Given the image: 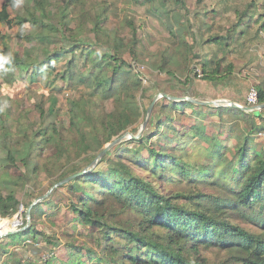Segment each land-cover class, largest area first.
Returning <instances> with one entry per match:
<instances>
[{"label": "trees", "instance_id": "trees-1", "mask_svg": "<svg viewBox=\"0 0 264 264\" xmlns=\"http://www.w3.org/2000/svg\"><path fill=\"white\" fill-rule=\"evenodd\" d=\"M96 1L102 0H61L53 10L52 0H3L0 7V23L22 30L29 24V40L42 51L54 47L42 60L33 52L21 56L0 48V78L12 83L16 72H23L36 82L46 76L52 89L60 79L80 92L68 100V119L59 118L54 95L47 107L35 106L32 118L30 111L13 112L9 96L0 97V234L16 226L5 219L20 210L14 183L29 186L28 209L42 178L52 188L83 173L84 160L92 164L107 144L129 131L138 134L149 109L143 101L148 89L126 55L188 87L199 78L216 81L243 70L237 60L225 64L214 55L199 76L198 41L193 34L189 40L192 23L181 9L160 13L153 6L158 0H132L159 22L160 38L153 39L140 36L137 13L112 24L109 8H93ZM253 1L237 13L231 29L219 28L223 33H213L214 25L206 21L213 12L195 13L202 35L213 33L206 43L227 46L243 21L248 29L256 22L264 31V13ZM21 5L25 13L19 14ZM256 70L254 86L263 104L264 66ZM199 106L204 105L162 98L152 110L150 132L114 145L92 171L54 188L31 208L30 226L0 240V264H21L22 257L32 264L31 257L12 248L28 249L27 237L45 244L51 256L42 264H264V125L256 120L264 123V109L250 118L240 108L203 114ZM186 117L194 123L182 124ZM207 126L215 130L210 133ZM19 166L23 173L12 175ZM61 212L69 213L68 221L83 234L93 231L86 239L64 236L66 255L54 256L52 247L61 240L53 227L40 229L38 221L46 216L54 225Z\"/></svg>", "mask_w": 264, "mask_h": 264}, {"label": "rangeland", "instance_id": "rangeland-1", "mask_svg": "<svg viewBox=\"0 0 264 264\" xmlns=\"http://www.w3.org/2000/svg\"><path fill=\"white\" fill-rule=\"evenodd\" d=\"M60 2L61 0H52L51 9L55 10L56 5L61 4ZM253 2V0H158L157 2L153 3L154 8L159 9L160 13L181 9L182 13L187 15V19L190 20V23H192V29L189 30V40L192 41L191 35L193 34V36H195L198 41V51L202 56V59L200 60L196 69V72L199 73V76H202V64L214 55H217L218 58H223L225 64L232 60H237L243 70L237 69L234 75L219 78L216 81L199 78L200 80H193V84H190L188 87L184 84L178 85L172 77L159 74L146 67L136 65L131 57L126 55V60L131 63L136 71L142 73L145 87L148 89L147 96H145L143 100L144 105L150 107L156 98H158L156 104L161 102L162 98H164L162 94L166 93L172 97H191L204 102H216L223 100L231 101L230 99H227L228 96H230L240 101L239 103L235 102L239 106H248L247 98L254 86L255 76L258 75L256 67L259 64L264 66V31L260 29L259 23L254 22L252 28L248 29L247 25L245 24L246 21H243L237 29V36L235 39L231 40L227 46L219 47L214 44L206 43V41L213 33H223L219 28L231 29L237 23V13L243 11L248 6V4H252ZM95 3L96 4L93 3L95 5L93 8H97L101 5H103V7L109 8V23L112 22V24H119L126 17H133L135 16V13H137L139 20L136 25L138 27L140 36L144 37V35L147 34L153 39L160 38L159 33L155 29L157 27L160 28V24L155 18L148 15L147 7L138 5L132 0H102L101 2L96 1ZM255 3L258 12L264 13V0H255ZM2 4L3 0H0V7H2ZM89 4H91V2H89ZM182 6H184V8H182ZM253 8L254 7L251 9ZM206 12H213L211 18H206V21L214 25L215 28L213 33L210 32L206 34L205 31V33L202 35L198 29L197 23L194 21V15L195 13H199L200 16H205ZM17 13H25V9L22 5L18 8ZM17 13L16 11H12V17H15ZM257 18V14L254 15L253 19L255 21ZM23 28L25 29L22 30L20 25L9 27L6 24L0 23V48L7 46L14 54H20L21 56L33 52V56L38 57L39 60H42L48 56L54 47L49 50L46 49L42 51V46L36 40H29V37L32 33V28L29 26V24H26ZM62 68H64L63 64H59L57 69L62 70ZM45 77L46 76H39L36 82H30L29 78H27V74L23 72H16L15 81L12 83L4 82L0 78V97L5 98L9 96L12 99L11 107L13 112L15 111L16 113H19L21 111H30V117L32 118L36 114L35 106L41 102H44L45 107H47L50 103V95H54L58 99L59 118L68 119L66 113L68 109V100L69 98L79 97L80 92L70 90L69 87L66 86L60 79L57 80L56 86L52 89L49 86L48 79ZM54 77L55 75H53L50 79ZM176 86H179V88L177 89ZM221 103L227 106H222ZM218 104H221V106H216L214 104L199 106L201 108L199 111L200 113L208 114L211 111L217 110L218 107H228V103L218 102ZM105 106L108 108L111 107L110 102H107ZM254 111L257 110H242L243 115L247 114L250 118L253 117L252 113ZM201 119L203 118L201 117ZM145 120L146 117L139 126L138 133L140 132ZM149 122L150 119L144 132L147 129L151 131L152 127L149 125ZM203 122H205V119H203ZM181 123L192 124L194 121L192 119L189 120L186 117L181 121ZM207 129H209L208 131L210 133L212 130H215L212 126H207ZM129 133L131 132L129 131L126 133V137L122 141L131 139ZM260 134H262L260 137L264 143V132ZM84 163L88 165L86 166L85 164H82L84 167L82 171H92L97 166L96 165L93 167L89 159H85ZM202 163L207 165L209 160L204 157ZM100 167L104 168L105 166L102 164ZM23 171L24 170L21 166L18 168H13L12 175L22 174ZM41 183L42 187L37 193L35 191L37 196L33 202L46 195L51 189L49 188L48 180L42 178ZM27 187L29 188L28 185L23 186L20 183H14L12 185L13 190L17 192L18 198L21 200V206L19 213H17L12 218L5 219H10L13 222L19 220L21 224L12 227L10 230L20 229L26 221V212L28 210L27 203L30 200V196L27 194L30 192H27ZM61 197L63 196L59 194V201H62L60 200ZM68 202L69 201L65 199L63 201V206H67ZM46 218L47 217L44 216L38 221L39 228H45L48 230L50 227H53L52 230L55 231L58 239L61 240V243L57 247H52V249H54V256L66 255L65 250H63L65 247V237L86 239L87 236L93 231V229L86 230V234H83L85 231L82 228H77L75 223L68 221L70 219V215L66 212H61L56 216L54 225H51ZM26 239L27 240L25 244L28 249L25 250L24 244L15 245L12 248L18 250V252L26 253L28 257H31L29 260L32 261V264H38V261L35 260H42L40 264L50 260L51 255L48 253V250H46V246L43 242L35 243L33 242L32 237H27ZM26 261L27 259L22 257L21 264H27L25 263Z\"/></svg>", "mask_w": 264, "mask_h": 264}, {"label": "water", "instance_id": "water-1", "mask_svg": "<svg viewBox=\"0 0 264 264\" xmlns=\"http://www.w3.org/2000/svg\"><path fill=\"white\" fill-rule=\"evenodd\" d=\"M162 96H163V97H168V98H170L171 100H174V101L188 100V101H191V102H193V103H195V104H201V105H210V104H214V105H216V106H221L222 103H221V104H218V102H224V103H228V107H230V108H240V109L245 110V111H250V110H254V109H256L255 107L239 106V105L236 104L235 102L228 101V100L216 101V102H204V101H199L198 99H194V98H191V97H185V98L172 97V96H169V95L166 94V93H163ZM157 100H158V98H156V99L152 102V104L150 105V107H149V109H148V112H147V114H146V120H145V122L143 123L140 132H139L137 135H133V134L129 133L130 136H131V138H139V137H141L142 135H144V134L150 132V130L145 131V132H144V130H145L147 124H148V121H149V119H150V117H151V114H152V110H153V108H154V106H155ZM222 106H227V105L222 104ZM262 109H264V103H263V104H259V105H258V108H257V110H262ZM125 137H126V134L120 136L119 138L115 139V140L112 141L111 143L107 144V145L105 146V148L99 153V155L94 159V161L92 162V166L95 167V166L101 161V159L104 157V155H105V154H106V153H107V152H108V151H109L114 145H116L117 143L121 142ZM84 172H85V171H84ZM84 172H83V173H84ZM83 173H79V174H77V175L70 176V177H68V178H66V179H64V180H62V181H60L59 183L55 184V185H54V186L48 191V193H47L46 195H44V196L40 197L39 199H37V200H36V201H35V202H34V203L28 208V210H27V212H26L27 224H26L25 226L21 227L20 229H13V230L5 231L4 233L0 234V240L3 239V238H5V237H7V236H9V235H11V234L17 233V232H19V231H21V230H24V229L28 228V227L30 226V224H31V214H30V212H31V208H32L34 205H36L37 203H39V202H41L42 200H44L46 197H48V196L50 195V193L53 191L54 188L59 187V186L65 184V183H67L68 181L72 180L75 176H79V175H81V174H83ZM15 222H16V225L21 224V222H20L19 220H18V221H15Z\"/></svg>", "mask_w": 264, "mask_h": 264}, {"label": "built area", "instance_id": "built-area-1", "mask_svg": "<svg viewBox=\"0 0 264 264\" xmlns=\"http://www.w3.org/2000/svg\"><path fill=\"white\" fill-rule=\"evenodd\" d=\"M247 105L250 107H255L257 110L258 108V92L257 89L255 88V86H253V88L251 89V92L249 93V96L247 98ZM258 111V110H257Z\"/></svg>", "mask_w": 264, "mask_h": 264}, {"label": "crops", "instance_id": "crops-1", "mask_svg": "<svg viewBox=\"0 0 264 264\" xmlns=\"http://www.w3.org/2000/svg\"><path fill=\"white\" fill-rule=\"evenodd\" d=\"M227 99H230L231 101L238 102V103L240 102V101H238L237 99H234V98H232V97H230V96H228ZM241 110H242V109H241ZM244 111H245V110H244ZM253 113H254V112H253ZM253 113H252V114H253ZM252 114H251V115H252ZM252 116H253V115H252ZM254 117H255V116H254ZM256 120H257V122H258V125H260V126L264 125V123H262L259 119L256 118Z\"/></svg>", "mask_w": 264, "mask_h": 264}, {"label": "bare ground", "instance_id": "bare-ground-1", "mask_svg": "<svg viewBox=\"0 0 264 264\" xmlns=\"http://www.w3.org/2000/svg\"><path fill=\"white\" fill-rule=\"evenodd\" d=\"M4 233V232H3Z\"/></svg>", "mask_w": 264, "mask_h": 264}]
</instances>
